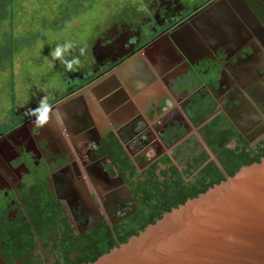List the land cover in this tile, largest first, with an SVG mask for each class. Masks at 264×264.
Wrapping results in <instances>:
<instances>
[{"label":"flooded vegetation","instance_id":"flooded-vegetation-1","mask_svg":"<svg viewBox=\"0 0 264 264\" xmlns=\"http://www.w3.org/2000/svg\"><path fill=\"white\" fill-rule=\"evenodd\" d=\"M128 2L143 10L130 8L98 33L89 68L66 72L62 93L49 100L57 117L34 127L26 114L40 99L33 97L0 130V264L89 263L129 240L140 227L142 207L150 210L146 181L155 176L142 172L164 155L177 156L172 163L183 172L207 151L202 166L214 160L225 177L230 175L204 130L216 117L218 130L234 131L224 147L236 150L240 160L264 158V0L228 5L226 13L239 21L235 36L205 41L199 55L183 51L171 34L219 0ZM145 61L155 72L141 77L152 83L133 94L131 74L123 69L132 63L140 73ZM137 97L144 105L129 118ZM212 103L215 111L195 124L189 111L199 114ZM111 134L136 166L126 178L121 162L103 151ZM223 159L232 166L231 156ZM202 166L186 176L187 182ZM167 167L161 164L157 172ZM157 178L151 187L174 196L172 182ZM138 184L146 191L136 190Z\"/></svg>","mask_w":264,"mask_h":264},{"label":"water","instance_id":"water-1","mask_svg":"<svg viewBox=\"0 0 264 264\" xmlns=\"http://www.w3.org/2000/svg\"><path fill=\"white\" fill-rule=\"evenodd\" d=\"M232 3L219 0L209 6L173 31V42L199 55L207 42L234 37L239 21L225 11ZM83 264H264V158L242 166L128 241Z\"/></svg>","mask_w":264,"mask_h":264},{"label":"rangeland","instance_id":"rangeland-1","mask_svg":"<svg viewBox=\"0 0 264 264\" xmlns=\"http://www.w3.org/2000/svg\"><path fill=\"white\" fill-rule=\"evenodd\" d=\"M130 8L140 11V3L15 0L11 6L13 16L5 20L6 35L0 34V44L10 41L15 47L12 57L4 58L5 63L0 68V130L17 117L33 97L47 95L50 100L62 93L67 70L49 55L56 44L68 40L76 42L78 47L72 55H79V47L86 45L87 53L80 57L79 68H89L95 58L93 46L98 33ZM168 103L172 105V101ZM193 131L197 133L196 129Z\"/></svg>","mask_w":264,"mask_h":264},{"label":"trees","instance_id":"trees-1","mask_svg":"<svg viewBox=\"0 0 264 264\" xmlns=\"http://www.w3.org/2000/svg\"><path fill=\"white\" fill-rule=\"evenodd\" d=\"M15 0H0V34L5 33L7 30V25L5 20L9 16H13V11L11 9L12 3ZM94 2V0H79V2ZM4 22V23H3ZM3 24V25H2ZM3 36V35H2ZM11 40V39H10ZM14 44L12 42H4L0 44V68L2 69L5 60L8 57H12L14 53ZM184 93V92H183ZM198 96V95H196ZM215 104L212 103L209 108L201 109L200 113H195L194 111H189L191 118L195 124L201 123L205 120L209 114L215 111ZM220 118L216 117L210 120L204 127V130L207 134L208 143L211 147L219 153V159L225 169H227L230 176L234 175L242 166L252 164L253 162H259L258 160H240V157L236 155V150L224 147L225 142L234 134V131L226 128L224 130H218L217 125L219 123ZM110 139L107 140L104 146V152L109 154L113 160L121 162V174L124 178H126V172L128 170L136 171V166L131 162L130 155L126 152L122 142L113 134H111ZM178 152H181V148L178 149ZM229 155L232 158V166H228V161L223 159V156ZM177 156H170L164 155L160 157L157 161L153 162L151 166L142 172L143 176H150L155 178L153 180H147L146 182L149 183L147 192L151 194L145 198L146 204L150 207V210L147 212L144 207L141 209V214H138L140 223V227L134 229L131 233L132 235H137L143 229H145L149 224L156 222L159 218H161L165 212L170 211L173 207H177L178 205L186 202L189 198H193L198 196L201 193L207 191L213 185L220 183L221 181L225 180L226 177L224 176L221 168L218 164L212 160L206 165L202 166L208 158L210 157L207 151L203 152L201 156L194 157L195 163L188 162V168L181 172L178 169L177 164L172 163V158ZM230 160V159H229ZM123 163V164H122ZM161 164L167 165V169H163L160 172H157V169L160 168ZM202 166L194 176L193 181L187 182L186 176L193 175L194 171ZM158 177L165 176L169 182H172V188L174 189V196L168 191H160L158 187H151V184L158 183L160 180ZM173 178V179H172ZM128 180L130 178H127ZM142 184H138L136 190L138 191H146L143 189ZM128 241L125 239L123 241ZM110 249H106L105 253L108 252ZM96 258H92L87 262H93Z\"/></svg>","mask_w":264,"mask_h":264},{"label":"clouds","instance_id":"clouds-1","mask_svg":"<svg viewBox=\"0 0 264 264\" xmlns=\"http://www.w3.org/2000/svg\"><path fill=\"white\" fill-rule=\"evenodd\" d=\"M77 47L76 42L68 40L64 43L56 44L55 48L50 50L49 55L54 61L58 60L68 72H76L81 66L80 57L87 53V46L84 45L79 47V55H72L73 50L77 49ZM68 56H71V58H68ZM26 114L31 118V123L34 127L43 128L49 125L53 118L57 117V109L49 102L48 96L44 95L37 102V106L29 108Z\"/></svg>","mask_w":264,"mask_h":264},{"label":"crops","instance_id":"crops-1","mask_svg":"<svg viewBox=\"0 0 264 264\" xmlns=\"http://www.w3.org/2000/svg\"><path fill=\"white\" fill-rule=\"evenodd\" d=\"M145 62L146 63L143 65V71H141L140 73H138V71L136 70V68L132 70V68H131L132 67V63H130L126 68L123 69V72H127L128 71L132 75V81L130 80L129 75H128V80L131 81V83L136 87L135 90H134V92H133V94L140 93L142 91V88H144L147 85H149V83H152L151 82L152 80L151 81H144L143 78L141 77L142 76V72H144V74H146V75L149 74V76H151L155 72V68L152 67L153 65L151 66L149 64L150 65V67H149L147 61H145ZM118 77H119L120 80L122 79V78H120L119 75H118ZM161 86H165L166 87L165 84H161ZM172 99L174 100L173 97H172ZM85 101L86 100H83V101H80V102L83 105H86V102ZM174 102H175V105L178 106V108H180L179 102L177 100H175ZM141 105L143 106L144 105V102L141 103L140 100L138 99V97L137 98H134V101L131 104V108L128 109L130 113L128 115H126V116H128L129 118L132 117V115H134L135 111L138 108H140ZM125 110H126V108H125ZM96 118L98 119V117H96Z\"/></svg>","mask_w":264,"mask_h":264}]
</instances>
